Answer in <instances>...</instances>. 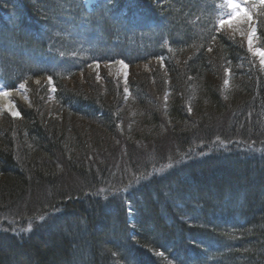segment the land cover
Listing matches in <instances>:
<instances>
[{
	"label": "trees",
	"instance_id": "16d2710c",
	"mask_svg": "<svg viewBox=\"0 0 264 264\" xmlns=\"http://www.w3.org/2000/svg\"><path fill=\"white\" fill-rule=\"evenodd\" d=\"M226 14L225 0H0V82L32 94L0 123V264H264V65L216 29ZM253 17L264 48V6ZM117 59L125 80L77 82ZM113 144L142 175L128 187Z\"/></svg>",
	"mask_w": 264,
	"mask_h": 264
},
{
	"label": "rangeland",
	"instance_id": "374dc122",
	"mask_svg": "<svg viewBox=\"0 0 264 264\" xmlns=\"http://www.w3.org/2000/svg\"><path fill=\"white\" fill-rule=\"evenodd\" d=\"M226 11H227V9H226ZM260 13V12H259ZM261 14V13H260ZM263 14V13H262ZM253 22H254V24H255V22H256V20H255V18L253 17V20H252ZM255 29H256V26H255ZM223 30L224 31H226L230 36H232V37H236V38H239L238 36H236L235 34H233L232 33V31L231 30H229V29H227V27H224L223 26ZM240 40H242L244 43H246L245 45L246 46H248V43L247 42H245L243 39H241V38H239ZM160 62V61H159ZM156 63L155 62H152V63H144V64H138V65H136V67H134V70H138V69H140V70H144V71H148V70H150L151 69V65H155ZM109 65V64H108ZM97 68V67H96ZM120 69H121V67L120 68H116V70H113L110 66H107V65H103V66H100L99 68H97V69H93V68H90V67H86V71L83 73H80V74H77V77H76V80H77V82L79 83V82H82L83 81V79H84V77H89V79L90 80H87V81H85V82H82V83H90L91 84V82L92 83H98L99 81H101L102 79H101V77H100V75L104 72L107 76H109V77H111L112 79H116V78H118V77H121L122 78V80H125L127 77H128V75L130 74V72L127 70V69H125V70H123V71H120ZM73 80L72 79H68L67 80V82H72ZM41 82V81H40ZM39 82V83H40ZM48 84V85H51V82H49L48 80H44V81H42L40 84ZM33 86H39V84L37 85V81H33L32 80V83H31ZM0 85H2L1 84V82H0ZM117 85V83L115 82V86ZM86 89V91L88 90V88H85ZM22 90H24L25 91V98L24 99H20V98H15V97H12V100L14 101V103H15V105H16V110L18 111V108H17V105H19V104H23V105H25L26 107H28V108H31L32 107V94H31V90H30V88L28 87V85L27 86H25ZM51 91H53V88H51ZM52 93V92H51ZM47 108V111L49 112L50 110H56V106H55V104L54 103H49L47 106H46ZM4 115H8L10 118H13V119H18L19 118V116H13L12 114L11 115H9L7 112H2V113H0V123L3 121V116ZM75 122L79 125V127H81V128H93L94 127V124H90V123H88L89 121H85V120H81L79 117L78 118H75ZM112 150L114 151V150H117V151H119V153H120V157L118 158V160H114V161H112V166L113 167H115V169H112V170H115V173L116 174H118L117 176H116V178H118V179H124V178H126L127 180H125L126 182L129 180V182L124 186V187H128L130 184H131V182H133V177L136 175V174H138L139 172H137V170L135 171L136 173H133V171L131 170V168H132V165H125L124 164V159H123V155H122V153H121V151H120V149L119 148H117L116 147V145H114L113 144V146H112ZM209 149L210 150H206V151H215V150H217L216 149V145L215 144H212V145H210L209 146ZM215 149V150H214ZM159 153L161 154V155H163V156H166V157H168L167 159L169 160H171L172 158H174V157H172L173 155H172V151L171 152H166L165 150H159ZM160 155V156H161ZM159 156V155H158ZM174 163V161H171V164H173ZM166 167H167V165L165 166V167H161V168H159V167H154L153 169H152V171H151V173H160V172H162L164 169H166ZM119 171H121V172H119ZM139 175V177H141L142 175H140V174H138ZM136 177H138V176H136ZM70 182V185H72L73 186V184H74V182H78V180H69ZM135 184V183H134ZM122 190V188L120 189V191ZM105 194L106 195H110V192H105ZM127 212L129 213V210H127Z\"/></svg>",
	"mask_w": 264,
	"mask_h": 264
},
{
	"label": "snow or ice",
	"instance_id": "6c2138e0",
	"mask_svg": "<svg viewBox=\"0 0 264 264\" xmlns=\"http://www.w3.org/2000/svg\"><path fill=\"white\" fill-rule=\"evenodd\" d=\"M257 5L264 6V0H256L255 4L251 3V0H225L227 14L215 21V27L217 30H220L225 24L231 26L235 21L248 23L250 28V31L247 34L249 50L253 51L254 54L260 58V63L264 65V48H254V41L257 39V31L251 25V21L253 20V9ZM119 63L124 67H127L123 60L119 61ZM51 80L52 77H49V82H51ZM37 83H39V81H37ZM24 87V84L19 85V88L21 89ZM10 92V89L6 88L4 85H0V97L8 98L10 97ZM12 106L14 105H10V107ZM11 114L13 116H20L19 111H13ZM129 211H131V209H129ZM29 231H31L30 228Z\"/></svg>",
	"mask_w": 264,
	"mask_h": 264
},
{
	"label": "bare ground",
	"instance_id": "6f19581e",
	"mask_svg": "<svg viewBox=\"0 0 264 264\" xmlns=\"http://www.w3.org/2000/svg\"><path fill=\"white\" fill-rule=\"evenodd\" d=\"M251 25L253 28H255L252 21H251ZM224 27H227V29L231 30L233 34H235L236 36L247 42V34L250 31L248 23H241L240 21H235L231 26L225 24ZM257 58L259 57L257 56ZM112 65L113 66L111 68L115 70L116 67L114 66V64ZM12 97L24 99L26 97L25 91L11 90L10 97L8 98L0 97V113L7 112L11 114L13 111L16 110V105L12 100ZM10 105H14V106L10 107ZM114 264H121V263L117 262Z\"/></svg>",
	"mask_w": 264,
	"mask_h": 264
},
{
	"label": "water",
	"instance_id": "95a60500",
	"mask_svg": "<svg viewBox=\"0 0 264 264\" xmlns=\"http://www.w3.org/2000/svg\"><path fill=\"white\" fill-rule=\"evenodd\" d=\"M253 24H254V22H253ZM255 26V25H254ZM18 90H22L21 88H18Z\"/></svg>",
	"mask_w": 264,
	"mask_h": 264
}]
</instances>
